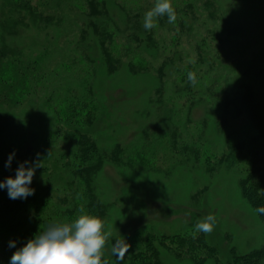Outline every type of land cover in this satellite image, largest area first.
Listing matches in <instances>:
<instances>
[{
  "label": "rangeland",
  "instance_id": "obj_1",
  "mask_svg": "<svg viewBox=\"0 0 264 264\" xmlns=\"http://www.w3.org/2000/svg\"><path fill=\"white\" fill-rule=\"evenodd\" d=\"M120 1L132 11L133 24L139 8L148 11L156 3V0ZM217 1L227 12L213 20L206 19V12L198 28L199 31L209 27L225 28L233 23L240 29L227 45L231 53L229 67L224 72L227 76L229 70L244 67V59L263 51L264 0ZM171 3L174 6L176 0ZM202 3L198 0V4ZM117 5L115 0H108L109 14L99 20L104 30L114 35L113 55L117 60L114 71L108 68L94 34L82 39L81 29L90 32L92 28L75 20L74 12L61 13L60 22L53 21L50 25L28 20L30 23L20 24L14 36H7L6 48L0 50V168L4 169L3 175L15 177L21 163L28 161L27 167L39 162L48 166L51 182L64 187L63 177L68 176L57 172L56 166L52 168L53 160L58 147L67 152L76 147L78 138L74 136L78 135L63 126L66 132L61 131L60 137L58 133L52 136L47 152L25 150L19 156L15 154L10 166H6L15 138L11 129L18 125L24 134L35 129L45 130L42 124L33 128L28 123H39L42 119L59 122L55 111L57 115H65L72 101L87 100V106L76 105L78 116L83 117L91 105L88 100H92L97 119L85 122L83 130L90 132L101 152L117 151L123 160L122 167L114 166L108 163L106 155V164L94 178L95 191L107 207L104 225L105 231H111L113 243L117 238H124L130 252L145 237L153 236L165 264H194L188 257H176L161 241L164 239L170 244L165 236L203 233L197 232L195 225L212 214L216 217L214 229L210 234H203L209 244L216 247L218 261L216 257L209 258L205 264H224L232 259V250L242 254L260 247L264 242L263 224L242 195L239 168H233L229 161L214 167V161L206 157L219 143L223 144L226 134L244 136L252 132L251 125L242 118L236 119L232 128L219 130L213 116L208 114L204 125L197 121L201 119L202 107L193 110L190 121L183 100L173 96L175 75L170 64L164 63L162 71L161 55L155 56V50L136 58L137 53L133 52L136 44L130 42L132 28L122 32L126 24L120 25L117 18L126 19ZM8 11L3 9L6 16ZM135 24L136 31L142 34L139 23ZM159 32L169 36L167 26ZM196 39V31L189 30L183 35V49L178 51L177 63L186 55L193 58L196 45L193 40ZM72 40L80 41L86 49L84 61H74L77 52L70 44ZM247 50L253 53L246 52L244 58ZM172 62L169 59V63ZM229 84V80L223 79L220 86L226 91ZM47 128L54 130L52 126ZM188 147L198 148L201 156L189 158ZM46 173L41 172V166L36 167L32 181L38 177L44 179ZM64 189L72 190V187ZM80 195L85 201L86 195ZM2 244L0 241V257ZM110 245L111 241L104 254L112 264H120L121 260L111 254Z\"/></svg>",
  "mask_w": 264,
  "mask_h": 264
},
{
  "label": "trees",
  "instance_id": "obj_2",
  "mask_svg": "<svg viewBox=\"0 0 264 264\" xmlns=\"http://www.w3.org/2000/svg\"><path fill=\"white\" fill-rule=\"evenodd\" d=\"M202 1L201 5L198 4V0H176L173 6L177 13L176 22L170 24L165 15L159 17L155 28L146 30L143 27V18L147 10L139 8L133 24L131 23L132 11L123 7L125 2L115 0L116 5L118 4L117 8L126 19L117 18V21L120 25L126 24V27L121 28L125 29L122 30L123 33L132 28L133 33L130 35L133 39L130 42L136 44L135 51H133L137 53L136 58L143 56L147 51L155 50V56L161 55L162 71L164 63L170 64V69L175 75L173 96L183 100V107H187L190 121H192L190 116L193 110L202 107L203 113L199 117L201 119L197 120L199 123L204 124L205 115L208 114L213 116L215 126L219 130L232 128L235 120L242 118L251 125L252 132L245 133L244 136L243 134L238 136L233 132L226 134L227 137L222 141L223 144L219 143L216 146L217 151L215 148L214 152L206 157L207 160L214 161V167L218 163L229 161L233 168L236 170L239 168L242 174L240 180L242 195L256 210L264 206V48L258 54L250 50L245 51L244 58L246 52H251L254 56L244 59V67L229 70L226 76V68L229 67L231 57L227 45H230L229 40L234 37L232 35L237 36L240 29L231 23L225 28L209 27L199 31L200 19L206 15V12L207 20L217 19L222 13L227 12L217 0ZM107 3L108 0H0V43H2L0 50L6 48L7 36H14L20 30V24L27 25L32 21L37 24L49 23L50 25L53 21L60 22L61 13L66 15L68 12L71 14L74 12L76 13L75 20L82 21L83 25L89 24L92 28L90 32L84 28L81 29L82 39L93 33L95 40L102 48L108 68L114 71L117 68V60L113 55V50H116L113 43L114 35L112 31L104 30L99 23L100 17L103 18L109 14ZM5 8L9 10L8 16L3 13ZM56 14H58L57 18ZM165 19L166 24H164ZM135 23H139L142 34L136 31ZM165 26L169 30L168 37L159 32V29H164ZM244 26L247 27V25ZM115 30L120 31L118 27H115ZM189 30L197 33V39L193 40L196 41L195 54L190 55L193 58L186 55L185 60L177 63L178 51L181 52L183 49V35ZM70 44L75 46L77 52L74 61H84L86 49L80 41L72 40ZM169 59L173 62L169 63ZM131 67L133 69L132 64ZM190 71L196 73L197 84L195 86L187 80V74ZM223 79L230 82L226 91L220 86ZM88 101L91 105L83 117L78 116L76 105L78 103L87 106V100L76 101V103L72 101L65 115H57L55 111V118L59 122L52 123V120L42 119L39 123H28L33 128L42 124L45 130L35 129L29 134H24L18 125L11 129L15 137L11 151L18 156L25 150L28 153L34 149L47 152L50 145L47 144L52 136L58 133L60 137L61 131L66 132L63 126L74 131L78 135L74 136L78 138V141L76 147L70 148L68 152L58 147V154L53 160L52 168L56 166L57 172L61 171L68 176L63 177L65 181L62 186L64 187L59 186L57 182L55 184L51 182V172L48 166L43 164L41 172L47 171L44 179L35 178L29 185L35 190L33 195L26 199L13 200L9 198L7 188L0 189V241L3 243L1 264H10V258L17 249L24 246L38 232L46 230L51 224L74 221L81 214L80 209L87 214L101 218L104 222L107 207L95 191L94 178L106 164L105 161L108 159L106 155L109 157L110 162L108 163L114 166H121L123 160L117 151L101 152L96 140L90 137V132L83 130L82 126L85 122H95L97 119L95 117L96 107L92 104V100ZM22 125L25 126V123ZM49 126L54 127V130L47 128ZM187 149L189 158L201 156L198 148L188 147ZM178 151L181 152L180 149ZM3 172L4 169L0 168V181L8 178L3 175ZM69 186L72 190L64 189ZM82 193L86 195L85 201L80 195ZM257 214L264 228V214L258 212ZM164 238L170 239V244L165 243L164 239L161 244L176 257H188L194 264H205L207 259L215 257L218 261L216 247L209 244L203 233L188 236H165ZM11 241H15V247H9ZM103 261L112 264L105 254L102 257ZM120 264L165 263L159 247L155 245V238L147 236L128 252ZM224 264H264V242L260 247L242 254L232 250V259Z\"/></svg>",
  "mask_w": 264,
  "mask_h": 264
},
{
  "label": "clouds",
  "instance_id": "obj_3",
  "mask_svg": "<svg viewBox=\"0 0 264 264\" xmlns=\"http://www.w3.org/2000/svg\"><path fill=\"white\" fill-rule=\"evenodd\" d=\"M167 16L168 22L173 24L177 20V13L171 0H156L153 8L148 10L143 18V27L151 30L157 26L159 17ZM187 80L195 86L197 76L194 72H188ZM15 153L10 154L6 166H10ZM28 161L19 165L15 177H8L0 181V189L7 188L10 199H26L34 194L35 190L29 185L32 183L36 167L42 166L39 162L33 166H27ZM256 211L264 214V206ZM81 214L70 223H53L43 232H38L17 249L10 258V264H107L102 262L104 249L111 241V254L117 260H123L130 245L124 238L115 239L112 242L111 231H105V225L101 218L90 215L80 209ZM216 223V217L212 214L197 222V232L210 234ZM9 247H15V241L9 243Z\"/></svg>",
  "mask_w": 264,
  "mask_h": 264
}]
</instances>
